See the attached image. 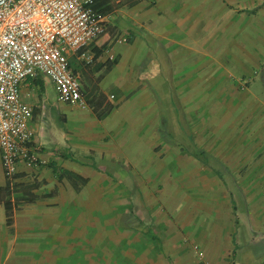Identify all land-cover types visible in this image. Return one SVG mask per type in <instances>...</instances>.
<instances>
[{
	"label": "crops",
	"instance_id": "crops-1",
	"mask_svg": "<svg viewBox=\"0 0 264 264\" xmlns=\"http://www.w3.org/2000/svg\"><path fill=\"white\" fill-rule=\"evenodd\" d=\"M97 4L92 58L68 56L87 106L22 85L57 106L32 113L41 165L17 182L38 199L11 225L0 204V264H264V0Z\"/></svg>",
	"mask_w": 264,
	"mask_h": 264
},
{
	"label": "built area",
	"instance_id": "built-area-1",
	"mask_svg": "<svg viewBox=\"0 0 264 264\" xmlns=\"http://www.w3.org/2000/svg\"><path fill=\"white\" fill-rule=\"evenodd\" d=\"M93 0H0V159L5 177L41 160L29 127L31 108L21 101L24 82L39 76L57 89L60 100L87 106L68 56L89 47L105 29Z\"/></svg>",
	"mask_w": 264,
	"mask_h": 264
},
{
	"label": "trees",
	"instance_id": "trees-1",
	"mask_svg": "<svg viewBox=\"0 0 264 264\" xmlns=\"http://www.w3.org/2000/svg\"><path fill=\"white\" fill-rule=\"evenodd\" d=\"M90 8L96 15L106 16L105 11L101 10V8L98 6L97 0L92 1ZM105 31L106 26L104 32L98 38L102 37L105 34ZM99 54L100 51L97 52L96 56H99ZM82 92L86 97V93L83 88ZM88 106L94 108V112L99 121H103L105 118H107L113 110V105L106 103L102 96L94 97L90 102H88ZM18 178H20L19 174L15 175L12 180H9L8 177H6V185L4 187H0V204H3L5 207L9 225L12 224V218L15 210L20 208L22 204L33 203L38 199V196L34 194L31 188H28L24 184L17 182ZM86 182V180H81V183L83 184Z\"/></svg>",
	"mask_w": 264,
	"mask_h": 264
},
{
	"label": "rangeland",
	"instance_id": "rangeland-1",
	"mask_svg": "<svg viewBox=\"0 0 264 264\" xmlns=\"http://www.w3.org/2000/svg\"><path fill=\"white\" fill-rule=\"evenodd\" d=\"M84 50H88V47H86L85 49L80 50V51L84 52V54H83L84 56L82 57L83 60L80 63H82V65L86 66L87 62L92 58L91 57L92 55L88 51H84ZM71 61L72 62H70V64H71L70 68L76 74L77 72H75V70H74V63H75L74 59H72ZM38 83H41V79L38 80ZM38 87H41V88H38ZM47 94L50 96L49 99H51L50 100L51 102H49L50 106L51 105H53L54 107L57 106V100L55 98V93H54L53 89L50 87V85L46 86L45 83H44L43 88H42V84H40L39 86L36 87L35 92H34V100H35L36 105L35 106H31L32 108L30 107L32 113H34V117L37 118L38 115H40V105L42 103L43 98H45L47 96ZM44 121L48 122V123L44 122V124H48L50 126V129L56 128V123H55L54 117L48 119L45 116Z\"/></svg>",
	"mask_w": 264,
	"mask_h": 264
}]
</instances>
